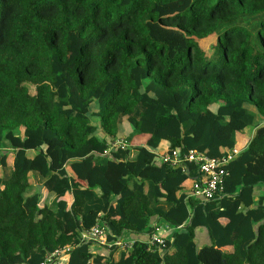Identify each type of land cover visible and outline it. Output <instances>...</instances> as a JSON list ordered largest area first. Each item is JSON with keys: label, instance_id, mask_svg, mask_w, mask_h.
I'll use <instances>...</instances> for the list:
<instances>
[{"label": "trees", "instance_id": "16d2710c", "mask_svg": "<svg viewBox=\"0 0 264 264\" xmlns=\"http://www.w3.org/2000/svg\"><path fill=\"white\" fill-rule=\"evenodd\" d=\"M162 142L240 153L203 201L196 167L154 161ZM97 222L108 243L173 231L100 256L81 240ZM64 248L60 264H264V0H0V264Z\"/></svg>", "mask_w": 264, "mask_h": 264}, {"label": "built area", "instance_id": "2783aa9c", "mask_svg": "<svg viewBox=\"0 0 264 264\" xmlns=\"http://www.w3.org/2000/svg\"><path fill=\"white\" fill-rule=\"evenodd\" d=\"M126 143L123 138H118L109 143L104 154H108L112 149H124L126 148ZM240 150L233 148L226 156L222 158L213 159L203 153L191 150L188 153L180 157V154L177 150H171L167 154L161 157V160L164 163H169L173 166H179L181 164H190L197 168V172L201 174L199 181L194 183L192 191L189 192L190 196L198 197L203 201H208L213 198L214 195L218 194L222 187L221 177L224 176V167L233 160ZM168 226H153V231L148 237L146 245L148 248L156 246L164 248L163 234L169 232L167 229ZM106 230L102 223L97 222L88 232L81 235V240L85 242H93L99 247L104 248H120L122 250L130 248L132 242L129 244L118 239L113 243H108L106 240ZM68 251V248L55 250L53 253L46 255L44 260L40 264H60V260L65 257L64 253Z\"/></svg>", "mask_w": 264, "mask_h": 264}, {"label": "crops", "instance_id": "0c3cea01", "mask_svg": "<svg viewBox=\"0 0 264 264\" xmlns=\"http://www.w3.org/2000/svg\"><path fill=\"white\" fill-rule=\"evenodd\" d=\"M122 126H124V125H122ZM255 129H256L255 127L247 128L245 131L241 132V135L238 137L239 145L244 146L245 144H247V141L253 136ZM130 133H131L130 129L124 128L123 133L122 134L120 133L122 135V136H120V138L121 137L123 138ZM141 141H142V137H137L135 140V145H138ZM168 151H169L168 144L166 142H162L160 144L158 150L156 151L157 161H159L163 155L167 154ZM260 190H261V188L258 187L257 191H260ZM188 194H189V192H188ZM156 226H164V225H156ZM167 229L168 230L170 229L169 232L173 231V230H171L172 228H170V227H167ZM166 233H168V232H165L164 234L162 232V235L165 236ZM148 237H149V234H146V233H138V234L126 233L120 238V240L124 241L127 244H129L130 242L135 241V240L140 241L142 243H146L148 241ZM196 243H197V245H202L204 243H207V238L203 232H197ZM91 252L93 254H99L100 256H107L108 255V251L104 247L103 248L99 247L97 244H92Z\"/></svg>", "mask_w": 264, "mask_h": 264}, {"label": "rangeland", "instance_id": "374dc122", "mask_svg": "<svg viewBox=\"0 0 264 264\" xmlns=\"http://www.w3.org/2000/svg\"><path fill=\"white\" fill-rule=\"evenodd\" d=\"M210 42H213V41L203 42L202 45L207 44L206 46H208V44H210ZM100 122H101V121L98 119V120H97V123L100 124ZM124 128L131 129L127 124H124V126H120V128H119V132H120L121 134L123 133V129H124ZM100 134H101V133H99V134H97V135L99 136ZM256 190H258V187H257ZM161 225H162V224H161Z\"/></svg>", "mask_w": 264, "mask_h": 264}, {"label": "water", "instance_id": "95a60500", "mask_svg": "<svg viewBox=\"0 0 264 264\" xmlns=\"http://www.w3.org/2000/svg\"><path fill=\"white\" fill-rule=\"evenodd\" d=\"M177 151L179 152V149H178ZM154 161H157L156 157H155ZM184 165H185V164L183 163V164H181L180 166H184ZM40 189H41V187L38 186V190H40Z\"/></svg>", "mask_w": 264, "mask_h": 264}]
</instances>
